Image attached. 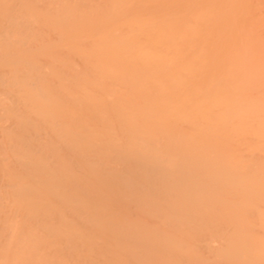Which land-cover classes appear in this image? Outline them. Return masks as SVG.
Here are the masks:
<instances>
[{
    "label": "bare ground",
    "instance_id": "bare-ground-1",
    "mask_svg": "<svg viewBox=\"0 0 264 264\" xmlns=\"http://www.w3.org/2000/svg\"><path fill=\"white\" fill-rule=\"evenodd\" d=\"M0 264H264V0H0Z\"/></svg>",
    "mask_w": 264,
    "mask_h": 264
}]
</instances>
